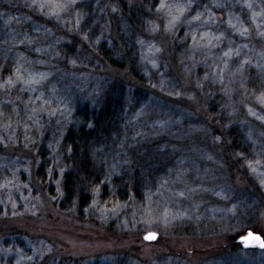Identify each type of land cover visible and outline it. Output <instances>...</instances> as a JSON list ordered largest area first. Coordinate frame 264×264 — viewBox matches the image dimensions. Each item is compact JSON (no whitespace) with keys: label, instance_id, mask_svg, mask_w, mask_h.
<instances>
[{"label":"rangeland","instance_id":"1","mask_svg":"<svg viewBox=\"0 0 264 264\" xmlns=\"http://www.w3.org/2000/svg\"><path fill=\"white\" fill-rule=\"evenodd\" d=\"M126 3L142 82L99 58L116 0H0V264H264V0Z\"/></svg>","mask_w":264,"mask_h":264},{"label":"trees","instance_id":"2","mask_svg":"<svg viewBox=\"0 0 264 264\" xmlns=\"http://www.w3.org/2000/svg\"><path fill=\"white\" fill-rule=\"evenodd\" d=\"M118 4H121L123 8H121V15H117L113 21V24H116V31H117V39L116 41L120 44V51L121 53L116 51L115 45L113 47H109V41H101L97 46L99 50L100 60L103 62H107L110 67L117 71V73H125L128 72L127 76H131L132 79H136L139 82H142V73L140 74V65L137 64V43L138 37L140 36L139 33L144 28L143 24V17L145 16L144 13H141L140 9L134 8L129 6L126 1L127 0H116ZM143 2L148 3H155L157 0H142ZM90 21L88 22V24ZM94 31V28L93 30ZM113 104V103H110ZM118 112V111H117ZM94 113V112H93ZM112 114V116H110ZM91 119L90 123H92V130H96L98 133V139L93 140V142H89L91 138L88 133L81 134V135H74V133H69L67 135V141L71 144L72 150L75 155H78V152L81 148L85 147L86 145H93L94 148L98 147V149L104 146V142H102L103 137L102 134L112 132L116 130V121L117 116L115 113V107H108L107 109H103L102 112L97 114H90ZM93 116V118H92ZM116 116V119H115ZM89 117V118H90ZM107 119V120H106ZM112 127H109L110 125ZM92 133V132H91ZM101 134V135H100ZM87 147V146H86ZM81 175L75 174L74 176L68 174L66 177L67 189L69 187H73V191L75 188L78 187V182L80 178L84 179L85 175L88 176L89 168L92 165H96L97 161L92 157L90 154H86L81 159ZM75 182V184H74ZM70 195V194H69ZM244 235V234H242ZM241 235V236H242ZM237 240V239H236ZM237 243L236 241H234Z\"/></svg>","mask_w":264,"mask_h":264},{"label":"water","instance_id":"3","mask_svg":"<svg viewBox=\"0 0 264 264\" xmlns=\"http://www.w3.org/2000/svg\"><path fill=\"white\" fill-rule=\"evenodd\" d=\"M159 235L155 232H150L144 236V240L148 243H154L158 240ZM237 243L241 245L244 250H264V237L253 231H247L244 235L237 239Z\"/></svg>","mask_w":264,"mask_h":264},{"label":"snow or ice","instance_id":"4","mask_svg":"<svg viewBox=\"0 0 264 264\" xmlns=\"http://www.w3.org/2000/svg\"><path fill=\"white\" fill-rule=\"evenodd\" d=\"M226 55H227V53H226Z\"/></svg>","mask_w":264,"mask_h":264}]
</instances>
